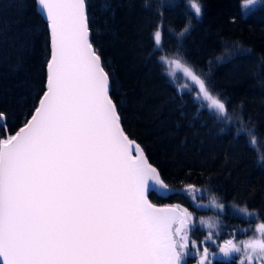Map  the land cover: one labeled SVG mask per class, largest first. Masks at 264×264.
Returning a JSON list of instances; mask_svg holds the SVG:
<instances>
[{"label":"snow or ice","instance_id":"obj_1","mask_svg":"<svg viewBox=\"0 0 264 264\" xmlns=\"http://www.w3.org/2000/svg\"><path fill=\"white\" fill-rule=\"evenodd\" d=\"M34 3L49 33L46 90L25 125L0 137V264H187L189 257L196 264H213L212 233L198 244L190 239L194 218L187 208L157 207L148 198L149 193L168 196L169 185L121 125L110 95L113 78L91 40L88 0ZM185 3L202 17L197 0ZM257 3L244 0V7ZM178 4L168 6L174 10ZM190 29L189 21L178 35ZM163 31L161 20L153 33L156 48L162 46ZM224 51L230 59L246 50L234 41L233 51ZM176 56L161 57L169 66L167 75L175 78L181 71L195 89L193 100L231 120L227 97L215 90L211 71L204 73L182 48ZM213 60L219 66L225 57L215 55L210 66ZM7 120L0 112L5 133ZM212 206L225 209L215 197ZM238 210L251 215L246 207ZM218 252L242 254L239 264H264V223L249 239L224 241Z\"/></svg>","mask_w":264,"mask_h":264},{"label":"trees","instance_id":"obj_2","mask_svg":"<svg viewBox=\"0 0 264 264\" xmlns=\"http://www.w3.org/2000/svg\"><path fill=\"white\" fill-rule=\"evenodd\" d=\"M197 2L199 19L185 0L174 10L168 5L175 0H88L91 40L113 78L110 93L125 132L169 188L194 185L215 197L228 224L240 223L238 209L245 207L264 222V0L247 8L244 0ZM36 8L34 0H0V112L8 117L2 138L25 125L46 90L49 33ZM161 20L162 46L156 48L153 33ZM189 21L190 34L180 37ZM234 41L246 51L229 59L224 49L232 52ZM180 48L204 73L211 71L231 120L207 111L167 75L161 57L178 58ZM215 55L225 62L210 66ZM170 196L149 193L159 204Z\"/></svg>","mask_w":264,"mask_h":264},{"label":"rangeland","instance_id":"obj_3","mask_svg":"<svg viewBox=\"0 0 264 264\" xmlns=\"http://www.w3.org/2000/svg\"><path fill=\"white\" fill-rule=\"evenodd\" d=\"M168 59H172L169 57H166ZM164 63V62H163ZM166 66L167 71L169 70V66L164 63ZM172 81L175 82L177 87L180 91H192L195 95V89L191 83L190 80L185 78L181 71L177 70V74L175 78H172ZM188 85L187 88L184 87V85ZM202 105L204 106L206 102H202ZM186 188H184L185 190ZM196 194L199 195V199L195 200ZM184 196H187L188 198H191L192 201H194V204L196 205V201H199L200 204L203 203V208L201 214H194L193 211H189V213L192 214L194 218V227L199 226L200 228H205L209 233H212L213 240L215 241L217 246L221 245L222 241H226L228 239H234L235 242H239L242 240H246L251 238L254 235V229L256 228L258 223H264L260 220H258L257 216L251 212V215H246L243 212H240L238 218H240L241 222L237 224H228L225 219V209L224 211H221L215 207L212 206V199L207 198L200 190L196 189L192 191H186L183 194ZM218 203V202H217ZM201 207V205H200ZM181 208H187L181 206ZM201 221H204L205 223H201ZM212 224L214 227L209 228L208 225ZM207 234V236H208ZM219 235L220 240L218 241L216 237ZM211 242V241H208ZM212 243V242H211ZM242 254H233L232 257L236 259V264H239V258ZM254 264H257V262L254 261Z\"/></svg>","mask_w":264,"mask_h":264},{"label":"flooded vegetation","instance_id":"obj_4","mask_svg":"<svg viewBox=\"0 0 264 264\" xmlns=\"http://www.w3.org/2000/svg\"><path fill=\"white\" fill-rule=\"evenodd\" d=\"M185 190L184 189H178V190H171L170 194H172V196H170L167 200L166 203H164L163 205H175V204H179L180 206L183 207H187V209L189 211H193L194 214H201L200 211H202L203 208V203L200 204L199 201H196V205L194 204V201H192L191 198H188L187 196H184ZM178 193V194H177ZM199 199V195L196 194L195 196V200ZM159 204V203H158ZM201 205V207H200ZM228 216H225V219ZM208 231L205 228H200L199 226L197 227H192L191 231L189 233L190 235V239L191 240H195L198 244L201 241H204L205 238L207 237ZM216 239L219 241L220 237L219 235L216 237ZM224 241L221 242V244H223ZM217 243V242H216ZM216 243H211L208 242L210 251L216 252L217 256L213 261V264H236V259L234 257H224L222 254H220L218 252V247L216 245ZM187 264H196V258L195 257H189L187 260Z\"/></svg>","mask_w":264,"mask_h":264},{"label":"water","instance_id":"obj_5","mask_svg":"<svg viewBox=\"0 0 264 264\" xmlns=\"http://www.w3.org/2000/svg\"><path fill=\"white\" fill-rule=\"evenodd\" d=\"M110 91H111V88H110ZM110 95H111V93H110ZM118 111V110H117ZM121 125H122V123H121ZM24 126V125H23ZM22 126V127H23ZM122 127H123V125H122ZM124 129V128H123ZM19 131V130H18ZM17 131V132H18ZM125 131V130H124ZM126 133V132H125ZM127 134V133H126ZM14 135V134H13ZM128 135V134H127ZM128 137H129V135H128ZM129 139H131L130 137H129ZM132 140V139H131ZM134 155L136 154V153H133ZM146 155V154H145ZM149 161V160H148ZM150 163V162H149ZM148 198H149V196H148ZM150 200V199H149ZM151 202V201H150ZM152 203V202H151ZM154 204V203H153ZM157 207H164V206H159V205H156Z\"/></svg>","mask_w":264,"mask_h":264},{"label":"clouds","instance_id":"obj_6","mask_svg":"<svg viewBox=\"0 0 264 264\" xmlns=\"http://www.w3.org/2000/svg\"><path fill=\"white\" fill-rule=\"evenodd\" d=\"M257 2H258V0H257Z\"/></svg>","mask_w":264,"mask_h":264}]
</instances>
